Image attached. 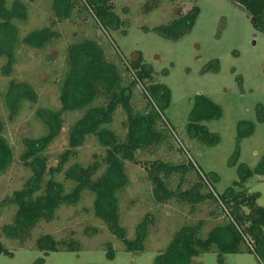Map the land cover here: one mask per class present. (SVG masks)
I'll return each mask as SVG.
<instances>
[{"label":"rangeland","instance_id":"rangeland-1","mask_svg":"<svg viewBox=\"0 0 264 264\" xmlns=\"http://www.w3.org/2000/svg\"><path fill=\"white\" fill-rule=\"evenodd\" d=\"M12 1V0H8ZM29 6V17L22 31L48 24L54 19L52 0H23ZM78 8L83 0L78 1ZM116 11L124 19L119 29L104 30L87 10H76L73 17L62 21L55 19L54 28L59 36L44 49L29 46L21 48L18 62L10 74L2 72L5 62L0 58V133L7 136L14 147L15 160L11 167L0 174V199L22 187L31 170L22 160L25 138H38L46 134L44 123L36 116L38 107L60 108L59 71L63 66L69 44L84 38L96 39L106 49L107 56L119 63L130 78L133 72L126 66L141 56L153 74V82L163 84L169 90L168 102H162L149 91L150 81H139L134 89V105L145 110L148 97L166 121L171 135L157 148L150 147L138 155L139 163L127 162L130 184L122 195V224L128 236H135L137 223L147 212L155 215L152 232L144 251H127L122 241L112 235L103 221L92 210V196L83 198L78 205L64 206L57 219L41 222L33 236L23 244L9 240L2 227L11 220L14 210L0 212V241L9 253H0V264H33L45 258V264H153L175 230L184 223L203 220V232L209 231L225 219L224 211L213 200L203 203L156 202L153 185L146 166L153 159L195 168L173 175V187L184 177L182 189L199 182L200 175L215 194H223L240 180L242 163L255 170L264 159V33L256 30L248 11L233 0H111ZM199 5L200 12L192 29L178 39H169L154 28L169 23L180 9ZM80 9V8H79ZM133 66V65H132ZM134 70V68H133ZM136 73V69L134 70ZM138 73V72H137ZM11 80L31 83L38 94V101H26L13 115L7 110L2 93ZM145 89V90H144ZM148 89V90H147ZM146 92V94H145ZM203 94L220 105L219 118L204 122L219 140L207 144L190 138L187 124L197 95ZM83 114L82 111L65 113V121L59 135L48 144L46 154L49 166H57L60 157L70 146L71 126ZM263 118H261V117ZM126 114L119 109L113 126L123 134ZM252 121L254 132L239 137V123ZM163 127L164 124L162 125ZM184 147V148H181ZM104 149L95 137L90 136L77 149L70 163H90L101 157ZM238 154L236 161L234 157ZM234 161V162H233ZM188 167V166H187ZM200 173L197 172V171ZM217 177L214 178L213 175ZM250 192H259L258 203L264 207V175L254 172L245 182ZM204 192L208 190L203 189ZM51 232L57 238L72 236L79 239V250L51 251L45 254L36 246L39 234ZM111 243L114 257L108 255ZM196 264H264V256L258 252H233L219 261L218 251L213 248L195 258Z\"/></svg>","mask_w":264,"mask_h":264},{"label":"trees","instance_id":"trees-1","mask_svg":"<svg viewBox=\"0 0 264 264\" xmlns=\"http://www.w3.org/2000/svg\"><path fill=\"white\" fill-rule=\"evenodd\" d=\"M78 1L52 0L54 19L49 20L48 24L23 32L22 27L29 17L28 4L23 0H0V58L5 61L2 72H12L24 46L44 49L52 45L59 36L54 28L55 19L62 21L71 18L76 10H87L104 30L119 29L124 24V19L111 0H83L80 9ZM233 1L248 11L254 28L264 33V0ZM199 12L197 4L191 9H180L169 23L154 29L166 38L178 39L192 29ZM132 65H127L126 69L133 72L134 78L127 76L119 63L107 56L105 47L96 39L84 38L68 45L59 71L60 108L38 107L36 116L44 123L47 132L42 137L25 138L23 141L24 151L21 156L31 174L21 188L0 199V212L14 210L11 220L2 227V233L9 240L23 244L32 238L34 229L41 222L57 219L61 208L78 205L90 195L93 214L103 221L112 235L122 241L127 251L146 249L155 215L147 212L142 217L135 227L133 238L128 236L127 228L122 224V195L130 184L126 164L139 163L138 155L141 151H147L150 147L157 148L171 133L161 108L153 104L146 92L147 108L138 110L135 107L134 89L139 81H150L149 91L162 102H168L169 90L165 85L153 82L152 69L141 60V56ZM2 97L11 115L26 101H38L36 89L26 81L11 80ZM119 109L126 114L122 123L123 134L113 126ZM75 110L82 111L83 114L71 126L70 146L65 155L60 157L57 166H49L47 146L59 135L65 113ZM258 110L260 115H264L262 105ZM221 114L219 104L203 94L197 95L186 127L189 137L209 145L216 143L218 135L209 131L204 122L219 118ZM239 132L240 138L251 135L254 123L241 121ZM90 136L95 137L103 147L101 157H96L87 164L81 161L70 163L77 149ZM237 156L238 154L234 157L235 161ZM14 160V147L9 138L0 133V174L5 173ZM187 166L162 159H153L146 166L156 202L175 199L180 203L195 204L210 199L224 211L225 219L207 232H203V220L184 223L173 232L170 241L159 251L153 264H196L195 258L213 248L217 249L221 262L226 253L233 252L254 250L264 256V207L258 203L260 193L250 192L245 187L246 180L254 172L264 175V159L255 170L242 163L239 167L240 180L220 195L209 189L197 170L199 182L184 190L182 176L173 187L174 174L182 172L185 176L189 168H195L191 161ZM213 177L217 176L214 174ZM204 188L208 191L204 192ZM36 246L45 254L58 250L74 251L81 247L79 239L72 236L57 238L51 232L39 234ZM107 250L109 257L113 258L111 243H108ZM2 252L9 253L0 241V253ZM33 264H45V258L41 257Z\"/></svg>","mask_w":264,"mask_h":264}]
</instances>
